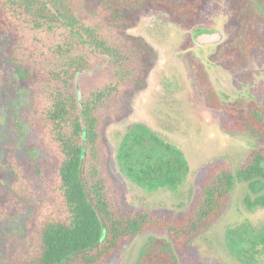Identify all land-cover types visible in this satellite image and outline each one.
Listing matches in <instances>:
<instances>
[{
  "label": "trees",
  "instance_id": "obj_1",
  "mask_svg": "<svg viewBox=\"0 0 264 264\" xmlns=\"http://www.w3.org/2000/svg\"><path fill=\"white\" fill-rule=\"evenodd\" d=\"M208 1L0 0V35L11 38L10 62L21 78L36 87L30 116L43 167L35 179L13 153L5 163L18 195L28 199L25 189L31 183L40 199L37 241L23 253L13 244L8 264H62L65 257L101 239L104 227L80 176L84 136V180L104 216L106 237L99 247L69 257L66 264H106L126 242L149 232L166 234L180 254L193 259L188 242L224 213L236 181L264 180V101H252L247 112H240L237 104L221 100L207 85L209 77L200 64L199 82L208 106L226 111L223 129L249 131L259 139L260 146L242 166L233 171L223 161L211 163L193 205L174 217L126 208L122 190L106 165L105 126L127 112L126 100L142 87L151 62L146 43L126 29L135 24L136 13L148 7L166 10L194 30ZM229 1L231 30L222 48L227 51L225 58L243 65L264 49V0ZM137 128L142 130L137 135L141 145H147L141 156L122 151L123 159L132 161L129 171L144 181L149 188H143L150 193L175 186L185 159L177 161L173 152L158 150L146 140V134L154 138L150 132ZM16 198L14 194L0 198V214ZM248 205L264 206V194Z\"/></svg>",
  "mask_w": 264,
  "mask_h": 264
},
{
  "label": "rangeland",
  "instance_id": "obj_2",
  "mask_svg": "<svg viewBox=\"0 0 264 264\" xmlns=\"http://www.w3.org/2000/svg\"><path fill=\"white\" fill-rule=\"evenodd\" d=\"M208 9H211V5H208ZM211 12L212 10H209L208 13ZM131 31L135 32V28ZM10 39L8 36L0 35V198L5 197L6 194H14L17 198L0 214V264H8L13 244L17 245L19 253H23L37 241L35 216L40 206V199L34 184L30 183L25 189L28 199L18 195L15 178L5 163L9 155L13 153L19 161L23 162L22 169H27L35 179H37V170L43 168L40 163V148L35 145L33 120L30 116L35 106L36 87L31 80L21 78L17 67L10 62L8 52ZM255 67L256 69L240 72L238 77L239 80L244 79V81L248 80V76L251 80L257 79L258 82L252 92L255 94L254 98L264 100V53L261 57L258 56ZM150 85L148 81L147 88L149 89L133 96L134 92L130 101L126 100L129 108L120 116V119L106 124L105 138L109 148L106 165L114 181L122 190V204L126 208L165 212L176 217L187 212L193 205L204 183L208 166L214 161L228 162L233 165L232 163L236 162L241 151L244 152V149L252 147L249 141L253 138L249 137L248 141L245 133L227 134L223 132L219 127L224 120L222 113L220 115L212 113V117L218 120V125L211 122L203 124L204 132H208L211 128L215 129V131L214 129L210 131V134H202V128L200 132L196 130L187 133L184 131H173L171 134L165 132L162 126L154 124L145 113L147 97L151 90ZM237 87H240V84ZM140 124L144 125L143 128L149 129L151 135L161 138V140L155 137L151 139L149 135H145L146 140L149 143L152 142L155 148L164 153L172 150L177 161L185 159L180 180L175 186L153 189L150 193L145 189L149 187L144 184V181L139 182L137 176H133V173L129 171L128 167L132 161L128 162L123 159L122 151L138 152L140 156L145 154L143 150L146 149L147 144L144 142L145 144L141 145L140 139L137 138L142 131L137 128ZM243 141H247L246 148H242ZM155 163L163 164L158 160ZM20 183L21 181L18 182ZM260 194L251 193L250 190L245 189L244 195L242 192L241 196L243 207L247 209L246 197L254 201ZM257 214L263 215L264 210H258L252 218H245L242 213H239V219L244 228L252 224L258 229L254 236L260 237L261 241L253 240L248 246L240 243L239 246L230 247L229 253L219 252L218 247V250L213 251L211 249L213 245L203 243L206 238L203 234L193 241L190 248L195 258L192 259L191 255L187 259L177 251L166 234L149 232L126 242L106 264H192L189 260H192L193 264H220L223 254L228 264H241L243 262L241 252L245 250L249 253L245 263L264 264V256L260 254V250L264 248V223L261 220L257 222ZM247 232H252L251 227L246 229ZM234 237L238 240L241 238L235 232L224 235L223 238L230 240ZM220 243L222 246L223 242ZM228 246L229 244L226 248Z\"/></svg>",
  "mask_w": 264,
  "mask_h": 264
},
{
  "label": "flooded vegetation",
  "instance_id": "obj_3",
  "mask_svg": "<svg viewBox=\"0 0 264 264\" xmlns=\"http://www.w3.org/2000/svg\"><path fill=\"white\" fill-rule=\"evenodd\" d=\"M208 5H211V9H208ZM209 10H212V12L208 13ZM229 16V0H209L202 12L199 23L195 25L193 30L188 28L187 25L174 20L166 10L147 7L136 13L135 24L126 29V31L135 36H139L146 43L151 55L150 67L145 76V81L133 96L149 89L147 87L148 81H150L151 90L147 97L145 113L154 124L162 126L165 132L169 134L173 131H184L187 133L196 130L200 132L204 123L211 122L218 125V120L212 117V113L218 115L222 113L224 120L226 119V111L224 109L208 106L203 86L199 82L198 70L200 68H198L197 64H200L202 69L208 74L207 85L212 87L213 92L221 100L237 104L240 112H247L252 101L260 103L264 101L254 98L255 94L252 92L258 82L257 79L251 80V77L247 75L248 80L244 81V79L239 80L240 78L238 77V74L244 70L256 69L255 65H257L258 56L261 57L264 49L254 53L253 57L243 63V65L240 64L241 62L234 64L231 57L225 58L227 51L222 46L227 41L228 32L231 30ZM134 28L135 32L131 31ZM217 33H222V37L219 39L203 38L207 34ZM200 36L203 37L200 38ZM193 57L196 60H193ZM238 60L240 61V59ZM239 84L240 87H237ZM133 96H130L127 101H130ZM127 107L129 108V104H127ZM223 122L219 125L223 132L237 134L225 131L222 126ZM140 126L144 125L140 124ZM144 129L149 131L147 128ZM213 129L211 128L208 132H204L205 130L202 128V134H210ZM244 133L248 141L251 137L253 138V140L249 141L252 147L246 148L245 146L247 145L245 144L247 141H243L242 148L246 149H244V152H240L241 154H239L236 162L232 163L233 165L224 162L233 171L239 169L248 154L260 146L259 139L252 135L251 132ZM152 136L161 140V138ZM171 152L167 153L170 154ZM245 189L250 190L251 193H261L259 195L261 196L264 194V180L236 181L224 213L200 235H206L203 243L213 245L211 248L213 251L218 250V247L220 249L218 250L219 252L229 253L230 247L239 246L240 243L248 246L253 240L261 241L260 237L254 236L258 229L250 224L248 227H251L252 232L246 233L248 227L244 228L241 225L242 221L239 219V213H242L245 218H252L258 210H264V206L250 207L248 203L252 202V200H249L248 197L245 198L247 209L243 207L241 196L242 192L244 195ZM234 193L235 196H233ZM257 217V222L261 220L264 223V214H259ZM232 232L241 236L240 240L237 237L230 240L223 238L224 235L226 236ZM193 241L188 242L190 248ZM220 242H223L222 246ZM225 244H229V246L226 248ZM260 251V254L264 256V248ZM241 253L243 254L241 258L243 262L241 264H249L250 262L245 263L248 260L247 256H249L247 250ZM214 257L217 258L215 254ZM225 257L223 254L222 260H219L220 264H228ZM189 261L191 262V260Z\"/></svg>",
  "mask_w": 264,
  "mask_h": 264
},
{
  "label": "water",
  "instance_id": "obj_4",
  "mask_svg": "<svg viewBox=\"0 0 264 264\" xmlns=\"http://www.w3.org/2000/svg\"><path fill=\"white\" fill-rule=\"evenodd\" d=\"M203 37V36H200V38ZM222 37V33H217V34H207L205 35L203 38H207V39H213V38H221ZM80 95V98H81V94L79 93ZM86 138L84 136V145H83V154H82V161H81V166H80V176H81V179H82V182H83V186H84V189H85V192L87 194V197L89 199V201L92 203V205L94 206V208L96 209L97 213L99 214L100 216V219L102 221V224H103V227H104V232H103V235L101 237V239L96 243L94 244L93 246L87 248V249H83V250H80V251H77V252H74L72 254H70L69 256L65 257L64 260H63V263L62 264H66L67 262V259L71 256H77V255H82L86 252H89V251H92L94 249H96L97 247H99L105 237H106V222H105V219H104V216L102 215V212L100 210V208L98 207V205L96 204V202L93 200L90 192H89V189L87 187V184L84 180V172H83V169H84V161H85V150H86V142H85Z\"/></svg>",
  "mask_w": 264,
  "mask_h": 264
}]
</instances>
